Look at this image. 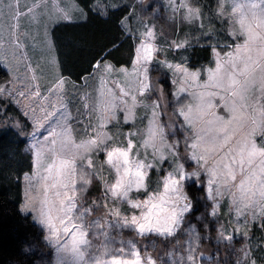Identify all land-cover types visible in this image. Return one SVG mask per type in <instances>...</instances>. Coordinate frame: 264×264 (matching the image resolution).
<instances>
[{
    "label": "snow or ice",
    "instance_id": "6c2138e0",
    "mask_svg": "<svg viewBox=\"0 0 264 264\" xmlns=\"http://www.w3.org/2000/svg\"><path fill=\"white\" fill-rule=\"evenodd\" d=\"M170 2L175 3V0ZM227 3L229 0H217V14L219 17L228 15L232 21L229 35L237 43L225 55L214 51L215 68L208 69L205 81H201L202 71L190 70L183 64H171L166 59L156 62L173 74L177 118H183L187 126L185 131L191 129L185 141V152L188 159L195 161L198 168L207 173L209 194H212L215 184L217 196L227 194L231 197L237 216L244 215L245 219L255 221L259 213L260 223L264 226V102L257 105V101H264V11L258 14L256 9L259 5L252 3L249 6L250 18L246 19L241 13L237 19L235 14L241 5L233 3L229 13L224 7ZM260 4L264 5V0H260ZM173 10H179L185 23L199 25L201 35L205 34L204 13L191 0H179L178 8L174 7ZM29 15L34 21L38 19L35 13L30 12ZM70 15L65 10L56 15L55 20L50 18V22L68 20ZM13 27L18 29L19 25ZM141 35L144 42L135 51L132 71L122 69L125 83L121 85L116 82L118 92L102 82L99 97L92 103H89L91 98L86 94L81 97L88 109L85 115L89 119L82 121L83 127L79 133L76 118L65 103L66 82L59 76L54 82L55 88L50 89L47 96H42L38 85L32 83L37 79L34 69L29 68L28 71L33 73L26 77L29 82L24 90H16L17 95L27 101L23 105L25 114L31 112L37 129L43 128L55 117V125L49 129V136L33 146L36 172L31 177H24L28 185L26 195L35 201L30 210L36 213V221L47 230L49 244L58 254L69 251L71 246L77 264H88L84 257L90 241L86 237L91 228L100 227L99 222L86 224L84 212L74 214L78 200L86 190L83 186L91 182L89 177L103 183L106 198L115 202L124 201L132 208H148L140 216H122L120 209L115 207L109 212L123 227H132L141 237L148 233L172 237L180 226L183 214L189 210L188 205L169 210L163 206L168 202L164 196L158 198L159 203H153L157 198L150 197L141 205L129 195L133 190L145 189L149 170L160 167L170 159L175 165L178 179L174 178L173 173L168 174L164 183L165 193H177L176 201L186 199L179 195L180 187H177L186 177L184 164L179 162V145L166 143L163 138L164 126L159 122L161 99L155 98L157 88L150 83L149 77L148 65L156 60L154 53L165 49L151 42L155 39L152 30L146 28ZM44 43L51 47L47 27ZM190 46L187 38L167 44L169 50ZM14 47L19 49L20 45L17 43ZM4 63L3 29L0 26V64ZM49 63L54 61L50 59ZM105 69L114 71L111 65H105ZM5 91L0 88V95ZM159 92L160 97L164 98L165 90L160 89ZM181 94H186L185 99H191L185 102ZM142 98L153 99L145 104ZM139 107L145 109V115L150 109L151 117L147 138L136 142L134 137L137 132L128 131L125 137L121 129L123 124L129 123L135 127L138 118L136 109ZM120 112L124 114L122 123L118 115ZM57 113L60 115L57 116ZM77 136H80L79 140ZM257 136L260 137L259 142L255 139ZM141 148L144 150L143 158L139 156ZM101 153L103 158L100 157ZM105 168L111 178L103 174ZM89 169L92 171H87ZM37 178L38 191L33 195V181ZM81 245L84 246L83 250ZM131 255L135 257L134 260H113L111 264H141L138 251H132ZM95 264H100V261L95 260ZM147 264H153V261L149 258Z\"/></svg>",
    "mask_w": 264,
    "mask_h": 264
},
{
    "label": "rangeland",
    "instance_id": "374dc122",
    "mask_svg": "<svg viewBox=\"0 0 264 264\" xmlns=\"http://www.w3.org/2000/svg\"><path fill=\"white\" fill-rule=\"evenodd\" d=\"M117 3L127 4L131 7V15L123 21V26L126 32L133 36L136 49L144 42L141 34L146 28L155 33V39L151 42L165 49L163 52L154 53L156 60L148 65L150 83L157 88L155 98L161 99L162 112L159 122L164 126L163 138L166 143H178L181 157L179 162L184 164L186 174L185 179L177 185L180 187L179 195L186 199L179 201L178 205L174 203L177 193L172 191L165 193L164 189V183L169 173H173L174 178L178 179V175L174 171L175 165L171 163L170 159L160 167L149 170L145 189L133 190L129 195L135 200L144 201L149 196H164L168 200V204L164 207L183 208L188 205L189 210L183 214L180 226L172 237H160L152 233L141 237L132 227H123L116 217L109 214L110 209L114 207L120 209L122 216L129 217L132 215L140 216V210L130 208L124 201L115 202L111 198H106L103 183L98 179L89 177L91 182L83 186L86 190L78 200L74 214L78 215L84 212L86 224L99 222L100 227H93L89 230L86 238L90 241V247L87 249L84 259L88 261V264H95L97 259L100 264H111L113 260H134L135 257L131 255V252L138 251L141 264H147L149 258L153 264H264V226L260 223L259 213H257L255 221L251 218L245 219L244 215L237 216L232 206L231 197L227 194L217 196L215 184L212 186V194H209L207 173L204 169L198 168L195 161L188 159L185 152V141L191 133V129L185 131L187 126L184 125L183 118H177L178 104L174 96L176 85L173 84V74L166 67L156 62L166 59L168 63L183 64L190 70L202 71L201 81H205L208 69L215 68L214 51H219L221 55H225L237 43L229 35L232 21L229 20L228 15L218 16L217 0H214L211 6L205 3L202 6L196 0H191V3L200 7L204 13L206 25L203 29L204 35H201L202 29L199 25L193 26L185 23L181 18V12L173 10L174 7L178 8L179 0H175V3H171L170 0H97L94 7L95 10L104 13L106 5L109 4L110 7H113L118 6ZM233 3L241 5L235 14L237 19L241 13L245 15L246 19L250 18L249 6L252 3L259 5L256 9L258 14L264 11V5L260 4V0H229V3L224 5L227 12H231ZM0 10H2L0 26L3 29L4 57L6 59V63L0 64V66L8 73V79L0 84V88L6 90L3 95H0V129L10 127L19 132L25 138L27 152L33 159L32 171L22 177L20 210L22 214L31 215L44 233L43 247L39 251L37 264H77L76 258L70 250L71 246H69V251L58 254L56 249L49 244L46 239L47 230L36 221V213L30 210L35 201L26 195L28 185L24 177H31L36 172L35 148L33 146L36 145L37 141L43 142L49 136V129L55 125V117L43 128L37 129L33 123L31 112L25 114L26 109L23 105L27 101L18 96L16 90H24L25 84L29 82L26 77L33 75L32 72L28 71L29 68L34 69L37 79L32 83L38 85V90L42 96H47L50 89L55 88L54 82L59 76L66 82L65 103L68 111L76 118V129L79 133L83 127L82 121L89 119V116L85 115L88 109L81 97L86 94L91 98L89 103H92L99 97L98 90L101 89L102 82H106L108 88L118 92L116 82L123 85L126 80L121 70L132 71L133 61L129 68L114 67L107 60L97 62L93 67L92 74L84 78L81 85L73 83L65 77L62 78L58 70L51 29L57 23L76 21L85 16L76 1L0 0ZM65 10L71 13L68 20L50 22V18L55 20V16ZM30 12L35 13L38 19L34 21L29 15ZM17 24L19 25L18 29L13 27ZM236 26L239 27L238 24ZM45 27H47L50 48L44 43ZM185 38L189 40L190 47L179 50L167 48V44L173 40H184ZM17 43L20 45L19 49L14 47ZM203 43L206 45L211 43L210 62L198 68H190L186 63L187 59L184 52ZM176 57L179 59L178 61ZM50 59L54 63L50 64ZM105 65H111L114 71H107ZM165 75L167 76L166 79L164 78ZM160 89L165 90L164 98L160 97ZM185 97L186 94H181V99L185 102L191 99L190 97L185 99ZM142 99H144L145 104H149L153 98ZM261 102L264 101H257V105L259 106ZM217 111L219 112L220 109ZM136 113L138 118L135 121V127L131 123L123 124L121 131L125 137L128 131L137 132L134 140L140 142L147 138L151 111L149 109L145 115V109L139 107L136 109ZM59 115L60 113H57V116ZM118 115L122 123L124 114L120 112ZM76 139L79 140L80 136H77ZM255 139L259 142L260 137L257 136ZM188 142L190 143V141ZM148 151L151 153V148ZM139 156L143 158V148L140 149ZM100 157L103 158V153L100 154ZM87 171L91 172L92 170ZM194 172L198 175H191ZM42 174L46 175V173ZM103 174L105 177L111 178L107 168ZM192 181L202 187L205 193L203 196L198 192L195 201L190 198L186 189L187 184ZM33 184L35 186L32 194L35 195L38 191L39 178L33 181ZM77 186H80L79 182ZM97 195L99 196L97 197ZM153 203H157V201L153 200ZM194 203L195 205L201 203L202 214L193 218L194 222H191L192 220H188L187 216L194 210ZM146 242L147 245H145ZM80 247L82 250L84 249L83 245ZM121 248L124 249L123 252L120 251Z\"/></svg>",
    "mask_w": 264,
    "mask_h": 264
},
{
    "label": "trees",
    "instance_id": "16d2710c",
    "mask_svg": "<svg viewBox=\"0 0 264 264\" xmlns=\"http://www.w3.org/2000/svg\"><path fill=\"white\" fill-rule=\"evenodd\" d=\"M75 1L85 16L80 20L57 23L51 29L61 76L81 85L84 78L92 74L97 62L107 60L114 67L129 68L136 43L126 32L123 21L131 15L130 5L117 3L118 6L110 7L108 4L102 13L95 10L97 0ZM196 1L202 6L204 3L211 6L214 2ZM210 44H199L184 52L190 68L210 62ZM176 60L179 59L176 57ZM7 78V72L0 66V83ZM32 169L33 159L27 152L25 138L13 128L0 129V264H37L39 259L44 233L31 215L22 214L20 210L22 177ZM186 189L194 201L198 192L205 196L203 188L194 181L188 183ZM193 205L194 210L187 216L191 222L202 214L201 203Z\"/></svg>",
    "mask_w": 264,
    "mask_h": 264
},
{
    "label": "clouds",
    "instance_id": "9594fccd",
    "mask_svg": "<svg viewBox=\"0 0 264 264\" xmlns=\"http://www.w3.org/2000/svg\"><path fill=\"white\" fill-rule=\"evenodd\" d=\"M150 197H152V196H149V198ZM161 196H158V197H153V198H157L156 199V201H157V203H159V199L158 198H160ZM148 198V199H149ZM138 203H140L141 205L144 203V200H136ZM174 203H176L177 205H178V203H179V201H174ZM166 204H168V202L166 203ZM165 204V205H166ZM128 205V204H127ZM165 205H163V206H165ZM129 207H130V205H128ZM130 208H132V207H130ZM174 207H169L168 209L169 210H171V209H173ZM132 209H139L140 210V213L141 212H147L148 211V208H142V209H140V208H132Z\"/></svg>",
    "mask_w": 264,
    "mask_h": 264
},
{
    "label": "bare ground",
    "instance_id": "6f19581e",
    "mask_svg": "<svg viewBox=\"0 0 264 264\" xmlns=\"http://www.w3.org/2000/svg\"><path fill=\"white\" fill-rule=\"evenodd\" d=\"M7 75H8V73H7ZM62 77H63V76H62ZM7 79H8V78H7ZM7 79H6V80H7ZM6 80H5V81H6ZM5 81H3V82H5ZM3 82H1V83H3ZM1 83H0V84H1Z\"/></svg>",
    "mask_w": 264,
    "mask_h": 264
},
{
    "label": "crops",
    "instance_id": "0c3cea01",
    "mask_svg": "<svg viewBox=\"0 0 264 264\" xmlns=\"http://www.w3.org/2000/svg\"><path fill=\"white\" fill-rule=\"evenodd\" d=\"M71 21H73V20H70L69 22H71ZM63 78V77H62Z\"/></svg>",
    "mask_w": 264,
    "mask_h": 264
}]
</instances>
